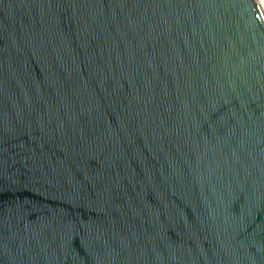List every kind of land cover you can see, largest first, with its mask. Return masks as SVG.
Segmentation results:
<instances>
[{
  "label": "water",
  "instance_id": "obj_1",
  "mask_svg": "<svg viewBox=\"0 0 264 264\" xmlns=\"http://www.w3.org/2000/svg\"><path fill=\"white\" fill-rule=\"evenodd\" d=\"M0 264H264L262 0H0Z\"/></svg>",
  "mask_w": 264,
  "mask_h": 264
},
{
  "label": "rangeland",
  "instance_id": "obj_2",
  "mask_svg": "<svg viewBox=\"0 0 264 264\" xmlns=\"http://www.w3.org/2000/svg\"><path fill=\"white\" fill-rule=\"evenodd\" d=\"M263 1V3H264V0H262Z\"/></svg>",
  "mask_w": 264,
  "mask_h": 264
},
{
  "label": "bare ground",
  "instance_id": "obj_3",
  "mask_svg": "<svg viewBox=\"0 0 264 264\" xmlns=\"http://www.w3.org/2000/svg\"><path fill=\"white\" fill-rule=\"evenodd\" d=\"M263 2V1H262ZM264 4V3H263Z\"/></svg>",
  "mask_w": 264,
  "mask_h": 264
}]
</instances>
